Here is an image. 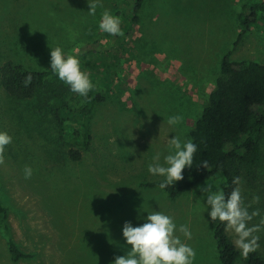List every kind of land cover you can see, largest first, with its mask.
Returning <instances> with one entry per match:
<instances>
[{"label":"rangeland","instance_id":"rangeland-1","mask_svg":"<svg viewBox=\"0 0 264 264\" xmlns=\"http://www.w3.org/2000/svg\"><path fill=\"white\" fill-rule=\"evenodd\" d=\"M92 2L0 0V67L13 61L50 71V51L29 46H60L79 58L90 92L104 96L87 117L66 123L59 136L37 97L17 101L0 87V131L12 137L0 153V194L7 210L5 219L0 216V264H111L126 251L123 224H141L152 211L190 228L191 240L176 235L195 250L193 264H220L213 239L218 222L207 221L200 188L208 182L224 189L223 175L174 201L144 185L161 180L147 167L156 153L166 154L168 138H190L227 53L233 61L264 66V21L251 25L233 49L243 6L264 0H143L129 33L135 0H99L94 16L88 14ZM105 12L120 20L118 38L99 31ZM22 28L33 32L25 35ZM90 50L95 53L87 54ZM89 59L98 64L95 72L84 65ZM102 61L111 64L109 76ZM48 81L67 86L52 73ZM67 100L73 110L86 104L75 93ZM175 115L181 120L170 126L168 118ZM260 146L264 155V132ZM71 148L80 152V161L68 159ZM25 166L33 170L29 179ZM239 187L249 212L261 209L249 226L258 224L264 218V163L254 186L242 178ZM254 234L264 252V226ZM228 235L234 243V233ZM9 241L31 258L12 262Z\"/></svg>","mask_w":264,"mask_h":264},{"label":"trees","instance_id":"trees-1","mask_svg":"<svg viewBox=\"0 0 264 264\" xmlns=\"http://www.w3.org/2000/svg\"><path fill=\"white\" fill-rule=\"evenodd\" d=\"M142 2L143 0H135L131 10L132 25L126 27V33L135 25ZM238 20L240 34L233 44V49L240 44L251 25L259 20L264 21V3L244 5ZM30 31L27 28L21 29L25 35H30ZM38 45V47L31 45L29 49L36 52L50 51L49 46L41 43ZM94 53V50L87 52L89 55ZM230 56L231 53H227L222 58L219 77L215 81L206 106L190 132V139L198 146L193 166L183 171L182 180L161 189L171 201L217 174H222L225 179L223 190L226 193L234 187H239L232 184L234 177H240V180L245 178L248 186H254L258 173L263 168L264 155L260 144L264 132V66L251 60L233 61ZM84 65L91 72H95L98 66L90 59ZM102 65L109 76L111 64L102 61ZM29 75L32 79L26 85L25 79ZM50 75V71L25 69L20 64L7 61L0 67V87L17 101L37 97L48 109L57 133L62 136L66 123H74L81 117H87L94 105L104 101V96L102 93L90 92L86 104L80 109L73 110L67 100L72 92L68 86L50 83L48 81ZM84 133L87 134V130ZM86 138L89 139V136ZM66 156L75 163L81 159L80 152L72 148L67 150ZM203 161H207V168L201 164ZM159 183L160 181L146 183L144 186L159 188ZM3 200L0 194V216L5 219L7 210ZM257 209L261 210L259 207ZM213 239L220 264H236L240 258L244 264H264V252L260 248L255 253H250L247 258H243L229 237L228 231L219 222L213 230ZM8 253L14 263L31 258L13 241L8 242Z\"/></svg>","mask_w":264,"mask_h":264},{"label":"clouds","instance_id":"clouds-1","mask_svg":"<svg viewBox=\"0 0 264 264\" xmlns=\"http://www.w3.org/2000/svg\"><path fill=\"white\" fill-rule=\"evenodd\" d=\"M99 0L89 3V15H95ZM99 31L109 37L118 38L120 35V20L112 18L107 12L101 16L98 24ZM50 72L61 82L68 86L72 93L77 94L83 102H87L92 85L89 76L81 70L78 57L65 54L60 46L50 48ZM29 75L25 84L31 82ZM181 117L170 116L167 123L174 126L179 123ZM12 142V137L5 131H0V153ZM198 150L192 139H182L174 135L168 138L167 152H158L153 157V162L147 167V171L153 177H160L158 187L166 189L182 180L183 171L193 166L194 155ZM207 168V161L201 162ZM24 178L29 179L33 170L25 166ZM241 183L240 177H234L233 185ZM215 189V190H214ZM206 197L204 212L208 213V222L223 224L226 231L234 233V245L243 258L250 253H255L259 247L260 237L254 233L260 232L264 226V218L258 224L249 226L254 217L260 215L259 211L248 210L244 204L240 187H234L230 192H225L215 184L206 182L200 188ZM256 199H259L258 197ZM143 223L136 226L126 221L122 226L123 247L125 254L116 256L111 264H193L196 256L195 250L182 242L179 232L187 240H191L192 233L187 225H180L174 219L161 211H152L142 217Z\"/></svg>","mask_w":264,"mask_h":264}]
</instances>
